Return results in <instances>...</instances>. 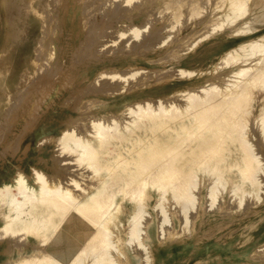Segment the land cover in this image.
Listing matches in <instances>:
<instances>
[{"label":"bare ground","instance_id":"obj_1","mask_svg":"<svg viewBox=\"0 0 264 264\" xmlns=\"http://www.w3.org/2000/svg\"><path fill=\"white\" fill-rule=\"evenodd\" d=\"M89 1L81 0L79 2L76 0V12L80 14L85 6L87 7L91 4ZM107 1L109 5L111 0ZM138 1L136 0V2ZM145 1H139L138 4H135V0H119L126 7L118 9L115 6L116 9H114L113 6L111 13H109L110 10L108 11L110 7L108 8V5L104 2L107 5V10L105 11L109 14L107 18L110 19L112 16V18L116 17L118 19L121 14H129V5L132 6L131 9L138 12V15L135 14L136 12L134 13L136 17L145 16ZM66 2L67 0L64 2V10L67 8ZM96 3L93 4L95 5ZM97 4L99 8L102 7L99 3ZM113 4H117V7L120 8V5H118L120 3L113 2ZM213 4L215 3L213 2ZM250 4L254 9L252 17L248 15ZM215 5H217V2ZM54 7H51V9ZM165 7L166 10L170 11V13L168 12L169 18L167 17V20L169 23L167 24L173 27L179 22V19L181 20V13L177 6L169 5ZM221 7L222 4H219L218 8L220 9ZM47 9L45 8V25L43 24L46 32L39 41V44L33 47L32 51L34 55L30 58V63L34 66V70L38 69L41 72L47 71L49 67L60 62V59L57 60L55 56V45L57 43L55 44L56 37L54 36L57 32V23L59 21L57 17H49L50 11L48 12ZM131 9L129 8L130 11ZM92 10L95 9L93 8ZM105 11L103 9V14ZM34 12L37 17L40 15L37 14L36 10ZM90 12L91 10L86 12L82 21L84 20L85 22L87 20L85 18ZM200 12L198 2L194 0L190 16L199 15L198 17H200L202 15ZM65 13L67 12L65 11ZM263 15L264 0H228V7L222 13L223 17L217 21L214 18H209L208 21L212 25V30L217 27H222L225 23L232 24L237 21L239 25L236 26L235 31L244 34L255 32L258 26H260L258 23L261 21ZM105 17L103 20H105ZM101 22H103L101 23L103 26L101 27L100 25V28H103L104 21ZM96 24H91L93 27H86L88 28L87 30L84 28L86 31L85 34L87 35L86 39L84 38V42L86 41V43H81L80 47H78L79 49H77V52L83 54V56L94 52L92 45L96 43L94 36L95 34H99L97 27L100 22L98 26ZM107 25L110 24L107 22ZM150 26L154 27L153 25ZM150 26L144 25V29L142 30L140 27L132 25L129 28L132 35H130L127 41L123 42L120 50L122 48L126 49L127 47L140 48V50H147L150 45L154 47V44L156 45L155 36L157 32L155 33L153 29V32L148 35L142 34L143 32L148 33ZM80 27L82 28L81 25ZM104 30L103 32L107 28ZM155 31L157 30L155 29ZM159 31L158 34H160ZM208 33L210 34L209 30L204 37ZM125 34L124 31L118 32L119 37H124ZM171 34H174V32ZM132 36L137 41L133 40V45L130 46L132 42L129 39ZM139 36L140 38L138 39ZM173 37L175 38V35ZM153 39L155 40L154 44H152ZM162 41L164 42L165 40H161L160 45H162ZM216 46L218 47L219 45L217 44ZM217 47L214 48L213 53L209 57L217 54L215 50ZM220 58L224 61L225 65L235 67L231 70V79L223 87L211 83L202 87L198 86L200 87L198 91L188 88V90L183 91L185 103L180 102V104H183L182 106L171 100L167 104H164L162 99L157 98L156 103H154L155 105L151 104V101L136 102L132 106L129 104L125 110L126 115L129 114L131 118L125 124H121L122 126L114 118L108 121L102 120V118H92L89 121L90 128L87 130L90 133V138L86 137L81 131L77 132L73 126H66L62 130L60 129L57 139H54L60 145V153H74L75 160L73 158L74 156L71 155L72 159L69 156V160L76 161V165L73 162V167L75 165L80 167L79 169L91 170V172L89 170L88 172H90L92 179L89 178L90 181L87 180L88 178L85 179V181H89L87 184H83L82 181L80 183L76 179L77 174L74 177L73 173L70 174V170L68 172L69 174H66L67 176L60 175L58 178H53L47 176L44 171L42 172L33 167L31 169L33 170V179L34 183L37 184L36 186L30 185L27 182L24 176L25 174L23 175V172L20 173L22 170L20 172L18 171L19 173L15 174V177L11 174L14 177L12 183L4 184L0 187V205L5 207V212L1 213V235H6L8 238L7 241L10 238H14L16 242L19 240V244L22 240L21 238L31 236L32 243L35 244L38 242L39 244L33 247L32 253L29 255H21L8 264H124L127 258L124 244L130 246L136 264H152L154 253L147 243V239L150 236L146 231L150 222L146 217L148 216V211L145 204V200L149 196L148 190H153L157 193V200L153 206L158 212L157 217L159 216L155 230L158 235L157 237L161 236L166 240V238L179 233V231L177 233L171 227L172 223L169 226L170 228L165 227V224L172 219L168 211V208L170 206L172 207V205L175 207L178 206V209L173 210V213L180 219L181 228H184L182 235L186 234V236L190 235L192 237L191 233L194 229L197 213L194 212L195 214L191 217L190 215L192 214L190 212L196 208V201H199L196 192L197 188L199 189V172L203 173L205 178L209 180L206 186L205 196L208 198L206 200L208 201L207 206L211 209L212 207L220 205L219 202L222 200H220L222 192L227 189L228 185V192L234 196L233 198L235 196L237 197V200L235 199L236 205L233 204L235 205L233 208L236 210L245 202L244 200L247 199H245L246 195L258 199V203L260 199L258 193L262 188L261 177L259 175L264 173V163L262 162V155H259L261 149L259 147L260 150L256 151L258 148L254 147V141H250L249 137L252 134L249 135L248 130L252 125V123H249V115L250 101L254 96V91H262L264 98V31L256 35L254 39L246 43H241L237 47L226 51ZM71 64L73 65V63ZM179 71L181 76L183 74H192V71L186 69H180ZM8 72L9 69L5 65L3 66V57L0 55V88L2 89L8 88L9 86L5 81ZM66 73L67 75H65L68 78L69 72L67 71ZM136 73L137 71H130L129 75L136 77ZM143 74L145 75V73ZM99 76H108L111 79L118 78L121 82H126L127 78L125 73L123 74L118 71H101ZM144 78L147 79V76ZM142 82L143 80H139L138 78V81L130 83L131 85L129 86H140V84H143ZM127 88L126 86V90ZM6 103V97L0 98V108ZM83 104L81 107L84 108L85 105L83 106ZM74 106H76V103ZM83 113H86V111ZM89 117H86V119H89ZM256 117L259 121L257 123L258 127L256 126L258 128V136L260 141L264 143V104L260 109L259 115ZM82 118L85 117L83 116ZM63 159L66 160L65 158ZM60 160L62 161V158ZM54 169L56 168L54 167ZM64 169L66 168L64 167ZM57 170L55 173L60 174V170H58L59 172ZM63 178L65 179L66 185L62 184L64 182H62ZM118 197L121 200L127 198L133 204V209L128 217L124 240L118 238L114 231V228L117 227L118 215L123 210L117 201ZM260 201L262 202V200ZM248 203L251 204V202ZM175 207L172 208L175 209ZM223 208L227 212L228 207ZM221 210L224 212L223 209ZM203 215V213H200L199 217L202 219ZM181 232L180 230L179 234ZM46 243L49 244L41 247ZM185 246L188 247L189 242L185 243ZM7 252L10 253V249ZM187 253L188 250L186 248L183 250V256L187 257ZM249 257L255 259L260 256L253 255ZM245 262L248 263L247 261ZM130 264L133 263L131 262Z\"/></svg>","mask_w":264,"mask_h":264},{"label":"rangeland","instance_id":"obj_2","mask_svg":"<svg viewBox=\"0 0 264 264\" xmlns=\"http://www.w3.org/2000/svg\"><path fill=\"white\" fill-rule=\"evenodd\" d=\"M63 1L65 2V0H0V55L3 57V66L5 65V67L9 69L5 77V81L9 86L5 89L0 88V98H7V103L0 108V187L4 184H11L16 176L15 174L19 173L21 170L20 173L23 172L22 174H25L24 176L27 182L30 185L36 186L37 184L34 183L33 179V167L42 172L44 171L47 176L53 178H58L60 175H68L70 170V174L73 173L74 177L77 174L76 179L80 183L82 181L83 184H87L90 179H92L90 175L91 170L79 169L80 167L75 166L76 161H74V153H60V145L57 140H54L57 139L60 129L62 130L66 126H73L76 128L77 132L81 131L86 137L90 138V133L87 130L90 128L89 121L92 118H102V120L105 121L114 118L120 125H123L131 118L129 114L126 115L127 113L125 110L129 104L132 106V104L134 105L136 102L144 101H151L150 103L154 104L157 99H162L164 104H167L169 100H171L182 106V103H185L183 91L188 90V88L198 91L200 87L211 83L223 87V85L231 79V70L235 67L232 65H225L220 57L223 56L226 51L237 47L241 43H246L254 39L256 35L264 31V15L258 23L260 26H258L257 30L253 33H237L235 31L236 26L239 25L237 21L232 24L225 23V25L222 26L223 28L217 27L215 28L216 30H212V25L210 21H208L209 18H214L216 21L220 20L223 17V11H226L228 7V0H223V2L222 0H211V3L210 0H197L198 9L202 14L200 17H198L199 15L190 16L194 0H139L140 2H146L144 7V10L146 9L145 16L136 17L138 12L131 9L132 6L129 5V7H127L130 15L124 13V15L121 14L118 19L116 17V19L112 18L111 16L110 19L112 18V23L111 20L107 18L109 14H107L108 12L106 13L105 10H107V7H110L108 11L110 10L109 13H111L113 6L114 9L125 8L126 5L119 2V0H109V5L107 0H90L92 2L88 0L92 5L85 6L80 14H78L75 9V5L77 4L76 0H67L66 10H64L65 4ZM78 1L80 2L81 0ZM139 1L136 2L135 0V4H138ZM172 1L174 3L176 2V4ZM96 2L102 5L103 8H99ZM113 2L120 3L118 4L120 8L117 7V4H113ZM213 2L215 4L217 2V5L213 4ZM93 3H96L95 5H97L96 7L98 8H96ZM167 4L171 6L174 5V7L177 6L181 13V20L179 19V22L174 25L175 28H177L176 30L174 26L171 27L170 24H167L169 23L167 19L170 13L169 10H166L165 6H169ZM219 4H222L220 9L218 8ZM51 7H54L52 8L53 11ZM147 7L150 9L148 10ZM45 8H48V12L50 11L49 17H57L59 21L57 23V32L54 36L56 37L55 44L57 43L55 45V56L57 60L60 59V62L49 67L47 71L41 72L38 69L34 70V66L30 63V58L34 55L32 51L33 47L39 44V41L46 32V28L44 29L43 26V24L45 25ZM93 8L95 10H92ZM103 9L105 11L104 14ZM35 10L37 14H40L38 17L35 15ZM90 10V14L85 18L87 20L85 22L84 20L82 21L86 12ZM65 11L67 13H65ZM134 13L136 15H134ZM253 13L254 9L250 4L248 15L252 17ZM104 17L105 20H103ZM101 21H104L103 28L105 30L107 28L106 31L100 28V25L101 27L103 26L101 24L103 22ZM107 22L110 25H107ZM149 22L152 23L149 24ZM95 23H97V26L99 24L98 27L95 26L99 31L102 29L100 32L98 31L100 36L99 34H95L94 36V39H96V43L92 45L94 52L83 56V54L77 52V49H79L78 47H80L81 43H86V41L84 42L87 37L85 29L87 30L88 28L86 27H93L91 24L95 25ZM84 24L86 25L83 26ZM163 24L169 26H164ZM132 25L140 27L142 30L144 29V25H153L154 27L150 26L148 33L143 32L142 34L148 35L152 33L154 29V32H157L156 36L159 35L157 38L155 36L156 41L154 39L152 41V44L156 42V45L154 44V47L150 45V48L148 47L149 49L147 48V50H140V48L135 49L134 47L132 48L135 50L131 47H127L126 49L122 48V50H120V46L123 42L127 41L130 35H132L129 30ZM158 28L159 30L162 28V30L159 31ZM155 29L157 31H155ZM103 30L105 32H103ZM117 30L118 32L124 31L126 33L124 37H119ZM208 30L211 35L208 33V35L204 37ZM158 31L160 34H158ZM172 31L174 34H171L173 33ZM174 35L175 38L173 37ZM162 38L165 40V43L162 41L163 43L160 45L161 40H163ZM179 39L182 40L180 41ZM129 40L132 42L130 46L133 45V40L137 41L133 36ZM217 44L219 45L218 47L216 46ZM215 47H217L215 49L217 54L213 57H209L210 54L213 53ZM139 50L141 51L140 54ZM137 51L138 53L136 54ZM112 55L115 56L112 57ZM71 63H73V65ZM180 69L190 70L192 74H183V76H181ZM67 71L69 72L68 78L66 77ZM101 71H118L123 74L125 73L127 77L126 82L123 80V82H121L118 78L111 79L108 76L100 77L99 73ZM130 71H137L136 77H131L129 75ZM143 73H145V75ZM146 76L147 79L144 78ZM149 76L151 77L149 78ZM138 78L139 80H143V84H140V86H129L131 85L130 83L138 81ZM126 86L128 87L127 90ZM80 99L81 102L79 103ZM180 102L182 103L180 104ZM75 103L76 106H74ZM77 103L79 104L77 105ZM82 104L83 106L85 105L84 108L81 107ZM263 104V92L259 90L254 91V96L250 101L251 106L249 115V123H252L253 126L249 124L248 134H252L251 136L256 138L249 137L251 142L254 141V147L258 148L256 151L261 149L259 155H262L261 158L264 163V154H262L264 152V143L260 141L258 136L257 123H259V121L256 117L259 115ZM85 111L86 113H83ZM87 111L91 112L87 113ZM83 116L85 118H82ZM86 117H89V119H86ZM70 118H74L72 120L73 122H70ZM79 122H81L80 124L82 126L78 124ZM71 155L74 156V160H69L70 157V159H72ZM61 158L62 161L60 160ZM73 162H75L74 167ZM62 163L64 164L61 165ZM47 164L48 166H46ZM70 166L72 167L71 169ZM54 167L56 169H54ZM64 167L66 169L69 168L67 169L68 171L64 169ZM57 169L60 170V174ZM56 170L58 174L55 173ZM88 170L90 172H88ZM11 174H13L14 177ZM261 174L259 175L261 180H259L261 181L262 188L258 193L260 196L259 202L257 203L258 199L246 195L245 199H247L244 200L245 202L236 210L233 207L236 205L237 197L235 196V198H233L234 196L228 192L229 185L227 189L222 192L220 200L222 199L221 201L223 202L221 203L220 201V205L212 207V209L207 206L208 201L206 200L208 198H206L205 195L209 180L205 178L203 173L199 172V189L197 188L196 191L199 201H196V210L194 209L190 212L192 214L190 215L191 217L195 214L194 212L197 213L194 229L191 233L192 237H190V235L186 236V234L182 235L184 228H181L180 219L173 213V210L178 209V206H176V208L174 205H172V207H175V209L171 206L168 208L172 219L165 224V227L170 228L169 226H171L172 223L171 227L174 228V231L177 233L179 231L180 233L181 230V234H175L172 237L166 238V240L161 236L157 237L158 235L155 230L157 228L159 216L157 217L158 212L153 208L157 200V193L153 190H148L149 196L146 198L145 204L148 211V216L146 217L150 222L146 231L150 236V238L147 239V243L154 253L152 264H245V261L248 263L251 262L250 264H264V252H262L264 251V173ZM79 177L80 179H78ZM63 179L62 182H64L62 184L66 185L65 179ZM85 179L89 181H85ZM235 180H237V178H235ZM233 199L236 200L234 201ZM250 199L254 200L251 201ZM260 200H262V202ZM117 201L120 203L123 210L118 215L117 227L114 228V231L118 238L124 240L125 229L128 225V217L133 209V204L130 200L128 201L127 198L121 200L118 197ZM248 202H251V204ZM246 203L250 205L248 206ZM202 207H205V209ZM223 207H228L227 212ZM231 208L233 209L230 210ZM221 209H223L224 212H222ZM3 212H5V207L0 205V224L2 221L1 213ZM200 213L204 214L202 217L203 220L199 217ZM21 239L20 244L19 240L16 242L14 238H10L9 241H7V236L1 235L0 232V264H8L21 255H29L32 253L33 247L39 244L38 242L33 244L31 236ZM7 242L10 243L7 244ZM187 242H189L188 247L185 246ZM48 244L49 243H46L41 247H45ZM124 245L127 256L124 264H130L131 262L136 264L130 246ZM255 247H257L256 250ZM8 248L10 249V253L7 252L9 251ZM186 248L188 250L187 257L183 256V250ZM253 255H258L260 257L255 259L249 257ZM157 258H159V260H157Z\"/></svg>","mask_w":264,"mask_h":264}]
</instances>
